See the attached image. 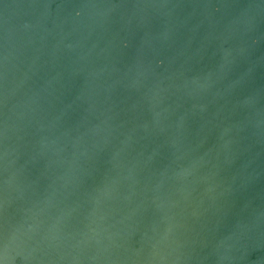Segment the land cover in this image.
I'll return each instance as SVG.
<instances>
[{"label": "water", "instance_id": "water-1", "mask_svg": "<svg viewBox=\"0 0 264 264\" xmlns=\"http://www.w3.org/2000/svg\"><path fill=\"white\" fill-rule=\"evenodd\" d=\"M0 264H264V0H0Z\"/></svg>", "mask_w": 264, "mask_h": 264}]
</instances>
